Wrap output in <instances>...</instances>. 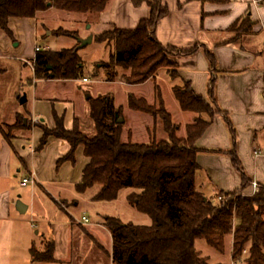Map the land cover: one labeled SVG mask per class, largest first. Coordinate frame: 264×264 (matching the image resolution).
<instances>
[{"label": "crops", "instance_id": "crops-1", "mask_svg": "<svg viewBox=\"0 0 264 264\" xmlns=\"http://www.w3.org/2000/svg\"><path fill=\"white\" fill-rule=\"evenodd\" d=\"M141 1L136 6L133 0H111L107 10L95 18L94 22H90L89 35L95 36L113 27L135 29L151 15L146 3L148 0ZM162 6L168 11V15L157 23L155 35L158 42L179 50H196L191 56L176 59L177 79L170 77L173 80L172 97L176 100L174 87L188 86L217 111L209 129L196 142V147L202 150L197 155L200 167L196 175L198 190L209 198L219 192L241 191L243 176L250 179L252 184L255 182L257 185H264V0H162ZM50 10L38 13L35 18H11L9 32L0 27V127L14 125L19 119L24 122V127L15 132V137L10 142L5 140L0 130V180L8 179L12 168L20 174L25 170L21 183L25 178H30L33 183L29 185L40 187L48 196L41 201L42 206L35 200L27 205L26 213L31 209L34 212L27 221L32 227L36 224L35 214L47 216L49 213L56 217L64 213L72 218L71 209L78 207L77 195L82 194L78 192L77 186L89 163L83 147H79L74 163L67 161L58 167V161L71 150V145L66 140L50 137L47 144L40 147L42 127L54 129L55 115L62 119L63 126L68 131L74 128L76 119L83 126L89 124V121L92 123L87 102L89 99L79 96L50 100L49 97L38 98V93L29 100L20 95L14 101L4 99V91L15 70H19L23 76L31 68L35 78L36 49L49 50L37 44L38 16L47 14ZM247 17L253 24L252 30L245 33L235 31L234 26L242 24ZM162 70L169 75L168 70L160 71ZM160 71L155 78L142 85L120 84L144 87L153 81L157 85ZM83 79V83H89ZM35 81L47 84L56 80L35 78ZM130 95L145 99L135 93ZM154 101L155 95L150 102ZM176 102L178 103L177 100ZM164 103L166 104L165 100ZM123 107L124 105L115 103L117 110ZM127 108L129 109L128 98ZM179 109L181 112L178 115L184 123H175L181 126L179 131H183L184 126L185 135L180 134L178 137L185 138L187 126L193 124L198 115L182 111L180 105ZM38 118L40 123L34 124L33 121ZM202 118L209 119L206 115ZM130 126L125 123L123 127L122 139L127 140L126 142L134 136L133 127ZM230 152H234L238 158L240 169L235 167ZM13 157H16L15 162ZM45 186L50 187L52 192ZM254 192L253 187L249 186L243 194ZM47 199L54 206L47 204ZM60 201L67 205L65 211L59 207ZM12 208L11 193L8 190L0 192V264H12L11 252L16 227L19 221L22 222L19 218L21 213L16 208H13L16 209L14 212ZM74 224L69 222L53 225L50 232L52 237L44 235L40 248L37 246L42 251L45 242L54 240L56 263H33L32 259L22 260V263L113 264L112 245L104 250L97 243L91 250V255H87L88 258L79 254L75 241L81 235V230ZM80 225L83 226L81 223ZM101 228L110 234L102 222L93 233L87 231V236L95 239L94 232H99ZM230 241L231 264H237L232 259V237ZM33 246H36L35 243L30 249Z\"/></svg>", "mask_w": 264, "mask_h": 264}, {"label": "trees", "instance_id": "trees-1", "mask_svg": "<svg viewBox=\"0 0 264 264\" xmlns=\"http://www.w3.org/2000/svg\"><path fill=\"white\" fill-rule=\"evenodd\" d=\"M111 0H0V27L9 32L11 18H35L38 13L50 9L89 15L98 18L106 11ZM141 0H133L136 6ZM151 10L148 19L142 20L132 30L111 28L95 35L98 43L111 47L106 75L115 82L114 69L130 71L122 77L127 85H142L155 78L161 69H174L168 73L177 79L178 63L175 59L191 56L195 48L179 50L160 44L156 38L157 23L168 15L162 0H148ZM253 24L245 18L234 26L240 33L252 30ZM79 45L60 51L41 50L35 58L34 72L37 80L76 81L83 77L84 63L79 56ZM115 71V72H114ZM173 92L184 112L198 115L186 128V137L177 135L179 127L166 110L161 88L155 85V104L134 95L128 96V107L132 111L151 115L161 122L165 139L150 134L145 144L124 142L122 108H115L111 94L99 95L88 100L93 131L86 133L75 120L74 128L66 130L62 119L55 115L56 127H42L43 148L50 137L66 140L71 150L58 161L75 162V154L83 147L89 159L83 171L79 193H85L95 185L101 186L94 196L97 202H111L118 198L121 190L134 192L128 201L139 213L151 219L150 226L123 223L115 217H105L104 226L112 237L111 258L113 264H210L207 257L196 249L197 241H205L220 254L226 251V239L233 238L232 259L237 264H264V185L258 184L253 194H243L252 186V181L243 176L241 191L219 192L209 198L196 185L200 170L197 155L202 151L196 147L212 124L217 111L188 86L174 87ZM206 115L209 119H203ZM20 125L24 127L23 120ZM1 132L6 141L10 142ZM233 163L240 169L234 152ZM60 207V205H59ZM55 241L45 242L44 249H30L33 263H56Z\"/></svg>", "mask_w": 264, "mask_h": 264}, {"label": "rangeland", "instance_id": "rangeland-1", "mask_svg": "<svg viewBox=\"0 0 264 264\" xmlns=\"http://www.w3.org/2000/svg\"><path fill=\"white\" fill-rule=\"evenodd\" d=\"M89 17V15L67 13L56 9L50 10L47 14L39 15L37 23L39 29V35L37 38L38 46L43 49H49L50 51H60L62 49H71L80 45L79 40H86L90 36V22H94L95 17L91 19ZM112 49L113 48L107 47L94 40L91 44L79 50V56L84 63L83 77L89 79V83H83L82 78L70 82L56 80L53 83H39L38 81H35L31 68L26 70L23 76L19 70H15L14 74L8 81L7 89L4 91V99L10 102L16 100L17 95H20L22 97L26 96L29 100L38 93V98L49 97L50 100L64 99V97L72 99L79 96L86 100L88 95L92 99L99 95L111 94L113 99H115L116 105H124L122 109L123 119L126 120L124 121V126L125 123L128 126L133 124V126H130L133 127L134 132L133 139H131L133 143H148L152 132L157 139H165L166 136L159 120L155 122L151 115L134 113L127 108V98L130 93H135L137 96H144L145 101L150 105L155 104V101H150L154 98L156 84L153 81L144 87H130L120 84L122 83V77L130 74V71H124L121 69H114L117 72L116 81H109L105 69L109 64ZM166 70L173 72L174 69L170 68ZM156 83L162 90L163 98L166 102L165 108L169 113H173L174 124L181 128L179 124L175 123V121L184 123V120L178 115L181 111H179L178 103L174 97H172L173 80L164 70H162L157 76ZM140 119L143 122L140 121ZM20 121L21 119H19L14 125L2 126V130L9 140L15 137V132L18 129L23 128L20 125ZM146 126L148 127V133L146 131ZM80 128L86 133H91L93 131V123L89 121V124L84 126L80 123ZM182 130L183 131H181V129L180 131L178 130V136L180 134L181 136L185 135L184 126ZM123 141L126 142L127 140L123 138ZM12 160L15 162L16 157H13ZM21 172L22 173L20 174L12 168L10 177L8 179L0 180V192L8 190L11 193L13 208L17 209L18 203L25 206L30 205L33 203V200L42 206L41 201L48 196L40 187L34 185H29L26 188L21 187V177L24 175L25 170H22ZM45 187L52 192L50 187ZM100 189L101 186L95 185L85 193L77 195L79 205L78 207L71 209L72 218L64 213L58 214L56 217L50 216L49 213H47V216L35 214L36 224L35 227H32L33 225L29 224L27 221L33 216V210L31 209L29 212L21 214L19 218L22 222L19 221L16 227V233L12 245V264H24L22 263V260H30L31 254L29 249L32 244L35 243V247L37 248L38 246V248H40L41 242L44 240L45 236L52 237L50 236V232L52 226L55 224H67L69 222L75 223L74 226L81 230V235L77 237L75 243L79 247V254L86 257L87 255H91V250L97 243L101 244L104 247V250L105 247L107 248L112 245L111 236L105 229L101 228L99 232H94L95 239H92V236L90 235L87 236V231L93 233L96 226L102 223L105 217H115L126 224L133 223L139 226L151 225L152 222L149 216L139 213L130 205L128 198L133 190H121L118 198L111 202L94 201L93 198ZM47 204L52 205L53 203L47 199ZM59 205L64 211L67 209V205L64 204V202L60 201ZM13 208V211L16 210ZM83 217L88 219V223H83ZM80 223L83 226H81ZM230 244V237H228L226 239V251L224 254H220L209 247L205 241H197L196 249L198 252L202 253L203 257L209 259L210 264H231L229 255Z\"/></svg>", "mask_w": 264, "mask_h": 264}, {"label": "water", "instance_id": "water-1", "mask_svg": "<svg viewBox=\"0 0 264 264\" xmlns=\"http://www.w3.org/2000/svg\"><path fill=\"white\" fill-rule=\"evenodd\" d=\"M90 28V27H89ZM94 40V36L93 35H90L88 37V39L86 40H79V49H82V48H85L86 46H88L89 44H91ZM87 99H90V96L88 95L87 96ZM123 123V120H120L119 121V124H122ZM17 210L21 213V214H25L26 211H27V206L21 204V203H18L17 204Z\"/></svg>", "mask_w": 264, "mask_h": 264}, {"label": "built area", "instance_id": "built-area-1", "mask_svg": "<svg viewBox=\"0 0 264 264\" xmlns=\"http://www.w3.org/2000/svg\"><path fill=\"white\" fill-rule=\"evenodd\" d=\"M36 51L39 52V51H41V49L40 48H37ZM83 81L84 82H88L89 80L87 78H84ZM33 122H34V124H39L40 123V119L39 118L38 119H35ZM32 183H33V181L30 178H25L22 181L21 185L23 187H26V186H28L29 184H32ZM252 187H253V190L254 191H256L257 188H258V186H257V184L255 182L252 184ZM82 221H83V223H87L88 222V219L86 217H83L82 218Z\"/></svg>", "mask_w": 264, "mask_h": 264}]
</instances>
